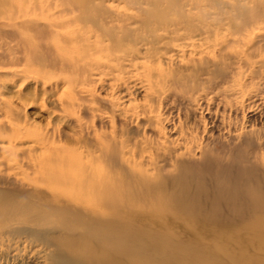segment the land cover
I'll list each match as a JSON object with an SVG mask.
<instances>
[{"label":"bare ground","instance_id":"6f19581e","mask_svg":"<svg viewBox=\"0 0 264 264\" xmlns=\"http://www.w3.org/2000/svg\"><path fill=\"white\" fill-rule=\"evenodd\" d=\"M113 4L0 0L24 60L44 49L73 88L108 81L109 111L143 121L112 122L86 162L0 145V264H264V0Z\"/></svg>","mask_w":264,"mask_h":264},{"label":"rangeland","instance_id":"374dc122","mask_svg":"<svg viewBox=\"0 0 264 264\" xmlns=\"http://www.w3.org/2000/svg\"><path fill=\"white\" fill-rule=\"evenodd\" d=\"M105 1L108 6L114 5V0ZM36 13L38 14L39 10H36ZM8 17V12H0V28L10 24ZM2 23L7 24L4 26ZM43 51L45 55L36 61L30 58L29 61L24 60L25 57H30L29 48L18 46L15 41L0 35V135L4 138L0 145L13 147L17 152L32 150L31 155H36L35 159L39 158L41 165H47L51 157L62 155L72 158L75 156L86 162L89 160L88 154L94 152L88 140L94 137L103 138L100 135L102 133L109 136L113 130L112 122L116 125L115 129L119 135H122L123 131L132 134L143 133V121L124 123L119 110L113 115L107 107L108 99L120 97L122 89H110L106 80H78V87L73 88L64 75L53 70V54L44 49ZM66 54L76 55L75 52ZM139 61L152 68L169 71L166 58H161L160 62L145 58ZM93 76L94 74L91 79ZM256 81L260 82V77ZM125 84L131 93L133 105L145 103L146 98L142 100L144 96L141 90L133 89L130 80H126ZM101 101L104 102L103 106L99 104ZM97 107L102 110L91 114L90 109ZM160 112L163 116L168 114L162 105ZM93 115L97 118L94 119ZM172 115L175 116L176 112ZM79 121L83 122V125L86 123L90 129L82 132L79 129ZM93 127L96 131H91ZM88 131H91V134ZM16 136L20 138L10 139ZM11 153L8 151L4 155L8 162L12 163Z\"/></svg>","mask_w":264,"mask_h":264}]
</instances>
